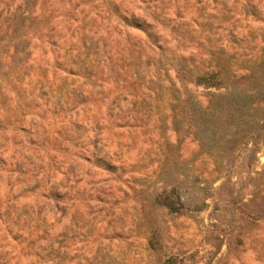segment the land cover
<instances>
[{
  "label": "rangeland",
  "instance_id": "obj_1",
  "mask_svg": "<svg viewBox=\"0 0 264 264\" xmlns=\"http://www.w3.org/2000/svg\"><path fill=\"white\" fill-rule=\"evenodd\" d=\"M0 264H264V0H0Z\"/></svg>",
  "mask_w": 264,
  "mask_h": 264
},
{
  "label": "trees",
  "instance_id": "obj_2",
  "mask_svg": "<svg viewBox=\"0 0 264 264\" xmlns=\"http://www.w3.org/2000/svg\"><path fill=\"white\" fill-rule=\"evenodd\" d=\"M223 78L221 77V72L219 70L203 74L197 77V82L202 84H210L212 86H220L223 83Z\"/></svg>",
  "mask_w": 264,
  "mask_h": 264
}]
</instances>
